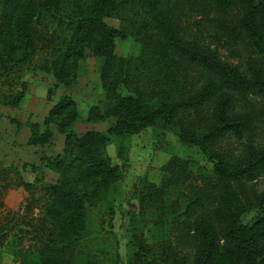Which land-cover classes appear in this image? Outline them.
<instances>
[{
	"label": "trees",
	"instance_id": "16d2710c",
	"mask_svg": "<svg viewBox=\"0 0 264 264\" xmlns=\"http://www.w3.org/2000/svg\"><path fill=\"white\" fill-rule=\"evenodd\" d=\"M115 37L133 39L138 53L116 55ZM82 44L102 57V99L83 120L112 122L105 133L77 134L67 125L80 118L67 95L49 109L44 130L27 121L26 144H43L51 137L46 125L65 114L56 124L63 154L48 163L61 178L17 177L25 211L37 208L39 216L17 215L27 227L16 230L22 235L12 256L19 264H117L109 238L93 242L88 207L105 201L118 177L106 146L114 141L123 160L128 137L150 127L155 142L169 130L212 167L196 180L188 159L169 154L158 165V183L141 177L132 186L137 212L129 216L126 264H264V188L252 187L264 174V0H0V84L27 64L51 74L49 97L58 84H72ZM220 45L233 60L218 54ZM23 92L9 83L0 104L16 106ZM248 210L255 213L242 223ZM138 217H151L168 237L147 240Z\"/></svg>",
	"mask_w": 264,
	"mask_h": 264
},
{
	"label": "rangeland",
	"instance_id": "374dc122",
	"mask_svg": "<svg viewBox=\"0 0 264 264\" xmlns=\"http://www.w3.org/2000/svg\"><path fill=\"white\" fill-rule=\"evenodd\" d=\"M103 20L113 27H116L118 23L111 17ZM227 48L223 45L218 46V54L223 59L233 60ZM113 52L120 56L136 55L138 45L129 37L125 39L115 37ZM81 53V57L77 59L72 69V84L70 86L58 84L49 97L46 96V90L53 85L51 74L33 70L27 64L22 65L5 79L10 81L0 84V91H4L9 83L12 84L14 92L21 86L24 87L23 95L16 106L0 104V225H5L2 229L0 228V235L3 234L0 239V264H19L18 260L12 256L15 251L13 241L22 235L16 230L27 226L19 223L17 215L22 213L27 219L30 216L36 218L39 216L37 208L25 211L27 192L21 186L14 184L17 177L33 183L40 179L53 183L61 178L60 173L49 168L48 163L63 154V133L58 131L56 124L64 120L65 114L54 116L53 122L46 125L51 131V137L43 144H26L30 134L27 121L38 123L39 130H44L43 119L49 109L59 95H67L73 100L74 107L80 116L79 120L67 125L77 134L90 129L105 133L107 126L112 122L111 120L102 122L83 120L88 107L102 99L98 83L102 57L94 54L88 44H82ZM262 137L264 138V130ZM154 139L150 127H144L131 134L126 142L123 160L115 155L114 141L106 146L111 163L118 165V177L112 190L106 194L105 201L89 206L88 211L92 224L90 231L93 242L97 245L110 243L118 253L117 264L127 262L130 241L129 216L137 212V201L132 186L137 184L141 177L158 183L160 178L158 165L169 154L188 159L189 168L196 180L200 174L211 171L212 160L197 146L180 143L173 132L165 130L161 141L155 142ZM70 169L74 171V176L79 177V169H82L79 164L73 163ZM252 187L257 191L264 188V174L253 182ZM106 205L112 209L111 216L107 213ZM254 213V210L246 211L241 217V222L249 220ZM107 219L110 220V226L106 224ZM136 227L138 231H142L147 240L153 236L156 239L159 236L168 237L166 228L161 227L158 231L154 229L151 217L147 219L138 217ZM106 237L109 238L107 242L104 240ZM22 240L23 244L27 243L25 237Z\"/></svg>",
	"mask_w": 264,
	"mask_h": 264
}]
</instances>
